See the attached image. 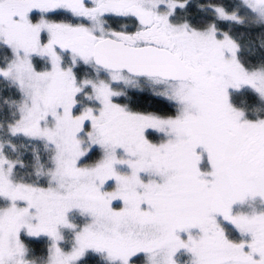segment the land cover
<instances>
[{
	"label": "snow or ice",
	"instance_id": "snow-or-ice-1",
	"mask_svg": "<svg viewBox=\"0 0 264 264\" xmlns=\"http://www.w3.org/2000/svg\"><path fill=\"white\" fill-rule=\"evenodd\" d=\"M0 264H264V0H0Z\"/></svg>",
	"mask_w": 264,
	"mask_h": 264
},
{
	"label": "trees",
	"instance_id": "trees-1",
	"mask_svg": "<svg viewBox=\"0 0 264 264\" xmlns=\"http://www.w3.org/2000/svg\"><path fill=\"white\" fill-rule=\"evenodd\" d=\"M237 102L240 103L242 106L245 105L247 102L246 93L242 92V93L238 94Z\"/></svg>",
	"mask_w": 264,
	"mask_h": 264
}]
</instances>
